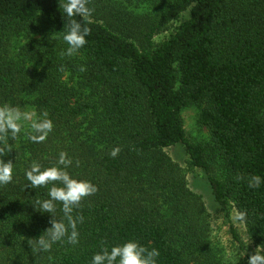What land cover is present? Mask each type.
<instances>
[{"label":"trees","instance_id":"trees-1","mask_svg":"<svg viewBox=\"0 0 264 264\" xmlns=\"http://www.w3.org/2000/svg\"><path fill=\"white\" fill-rule=\"evenodd\" d=\"M64 3L0 0V105L31 107L38 117L47 110L54 125L42 143L27 138L26 125L16 140L9 133L13 150L0 157L13 163L12 182L0 185V264H92L105 247L129 240L157 249L156 264H227L210 241L202 196L166 151L176 145L227 214L231 202L246 210L264 247V0H89L91 22L72 19L91 33L71 57L61 55ZM189 105L199 108L209 140L189 137ZM61 151L72 159L69 175L98 191L73 210L84 217L79 243L36 254L28 239L51 227V214L34 206L52 185L25 187V173L34 161L64 168ZM257 175L260 186L250 188ZM56 209L63 218L62 204Z\"/></svg>","mask_w":264,"mask_h":264},{"label":"clouds","instance_id":"clouds-1","mask_svg":"<svg viewBox=\"0 0 264 264\" xmlns=\"http://www.w3.org/2000/svg\"><path fill=\"white\" fill-rule=\"evenodd\" d=\"M89 0H66L63 4V10L69 18V30L63 35V40L67 43L66 52H61V55L75 56L80 48L86 43V37L90 35L91 30L87 26H82L73 17L80 16L83 21L90 23V17L93 8L87 5ZM30 67V66H29ZM63 71V66H61ZM81 72L86 68L81 66ZM47 110H44L40 116H37L35 110H21L18 106L10 104L0 105V157L10 153L13 150L12 144L9 143V133L12 140H16L21 133L25 124L30 128L27 133V138L33 143L45 142L49 133L52 132L54 125L51 119L48 118ZM120 152L119 147H114L110 155L115 158ZM59 165L41 168L37 162L31 164L30 169L26 170V180L30 182L32 188L47 187L52 185L48 190V199L37 200L34 208L41 213H50L49 221L51 227L47 228L38 238L28 239V244L33 253L50 252L53 244L57 242H66L72 245L79 243V233L77 231V223L83 222L82 215L73 216V210L81 206V201L91 195H94L98 188L90 181L78 180L72 178L65 170L72 165V159L67 153L61 151L59 154ZM79 160L76 165L79 166ZM243 179V176L238 177ZM13 179V163L12 161L5 162L0 158V185H7ZM261 184L260 176H252L248 181L250 188H258ZM62 204L63 218L57 219L56 203ZM247 213L245 211H236L232 217L233 222L244 223ZM65 220L67 223H65ZM70 230V231H69ZM264 247L257 246L254 254L250 255L247 264H264ZM159 251L155 248L149 250L140 245L134 240H129L122 245H116L109 251L104 248L102 252L97 253L92 258V264H156V257L159 256ZM51 259V257H49Z\"/></svg>","mask_w":264,"mask_h":264},{"label":"rangeland","instance_id":"rangeland-1","mask_svg":"<svg viewBox=\"0 0 264 264\" xmlns=\"http://www.w3.org/2000/svg\"><path fill=\"white\" fill-rule=\"evenodd\" d=\"M180 21L181 17L172 20L167 28L154 38L155 42L161 43L169 37ZM25 110H33V108L26 107ZM199 112V108L195 105L185 107L182 112L184 127L191 139L195 141L209 140L210 132L199 122ZM25 125L29 127L27 124ZM166 151L178 164L189 187L200 194L204 200L210 222L209 238L212 245L219 250L220 256L227 264H247L250 255L254 254L257 246L260 245L255 241L246 222L242 224L233 222L232 217L238 211L234 203L229 204V214L219 206L214 199L204 172L191 165L189 156L182 145L167 147ZM232 226L237 230L241 241L234 238L231 231Z\"/></svg>","mask_w":264,"mask_h":264}]
</instances>
